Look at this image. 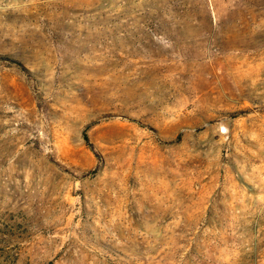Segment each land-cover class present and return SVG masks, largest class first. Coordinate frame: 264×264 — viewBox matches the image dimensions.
I'll list each match as a JSON object with an SVG mask.
<instances>
[{
    "label": "rangeland",
    "instance_id": "374dc122",
    "mask_svg": "<svg viewBox=\"0 0 264 264\" xmlns=\"http://www.w3.org/2000/svg\"><path fill=\"white\" fill-rule=\"evenodd\" d=\"M0 264H264V0H0Z\"/></svg>",
    "mask_w": 264,
    "mask_h": 264
},
{
    "label": "trees",
    "instance_id": "16d2710c",
    "mask_svg": "<svg viewBox=\"0 0 264 264\" xmlns=\"http://www.w3.org/2000/svg\"><path fill=\"white\" fill-rule=\"evenodd\" d=\"M85 139L88 141V136L87 135H85Z\"/></svg>",
    "mask_w": 264,
    "mask_h": 264
}]
</instances>
